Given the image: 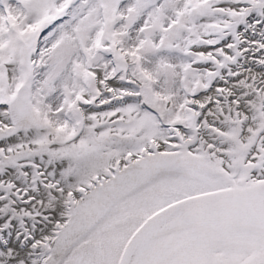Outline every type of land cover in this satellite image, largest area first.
I'll return each mask as SVG.
<instances>
[{"label":"snow or ice","instance_id":"1","mask_svg":"<svg viewBox=\"0 0 264 264\" xmlns=\"http://www.w3.org/2000/svg\"><path fill=\"white\" fill-rule=\"evenodd\" d=\"M0 264H264V0H0Z\"/></svg>","mask_w":264,"mask_h":264},{"label":"rangeland","instance_id":"2","mask_svg":"<svg viewBox=\"0 0 264 264\" xmlns=\"http://www.w3.org/2000/svg\"><path fill=\"white\" fill-rule=\"evenodd\" d=\"M0 195H2V193H0Z\"/></svg>","mask_w":264,"mask_h":264}]
</instances>
